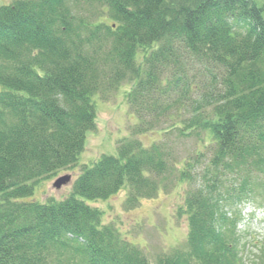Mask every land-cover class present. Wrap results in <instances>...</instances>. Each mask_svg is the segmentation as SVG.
Here are the masks:
<instances>
[{"label": "trees", "instance_id": "trees-1", "mask_svg": "<svg viewBox=\"0 0 264 264\" xmlns=\"http://www.w3.org/2000/svg\"><path fill=\"white\" fill-rule=\"evenodd\" d=\"M126 84L138 124L118 155L83 165L67 197L30 200L80 166L96 100ZM149 133L160 139L145 145ZM175 142L193 153L178 157ZM254 168L264 172V0L0 6V264H150L86 200L126 189L133 209L184 184L187 239L157 264H246L237 226Z\"/></svg>", "mask_w": 264, "mask_h": 264}, {"label": "rangeland", "instance_id": "rangeland-1", "mask_svg": "<svg viewBox=\"0 0 264 264\" xmlns=\"http://www.w3.org/2000/svg\"><path fill=\"white\" fill-rule=\"evenodd\" d=\"M12 1L0 0V6ZM130 90L131 86L126 84L107 100H96L97 129L87 134L85 150L79 159L80 166L72 170H62L57 177L42 180L30 200L42 202L50 198L59 200L67 197L83 165H91L103 155H118V142L131 138V129L138 124V118L130 111L127 101ZM141 139L145 145H150L160 137L149 133ZM177 149L178 157L183 158L193 153V143H187L186 146L178 144ZM196 173L202 174L198 168ZM255 173L260 178L259 186L256 185L255 194L253 193L250 200L240 206V221L237 226L240 254L246 264H261L264 261V172L254 168ZM66 175L71 176L70 183L56 189V180ZM235 176L244 177V172ZM186 190L187 185L184 184L170 192H160L155 198L142 200L141 204L133 209H126L124 206L126 189L107 200L86 202L100 208L104 212L105 223L114 225L123 237L140 246L147 253L150 264H157L159 254L170 252L184 244L187 239V215L178 214V207L184 202Z\"/></svg>", "mask_w": 264, "mask_h": 264}, {"label": "water", "instance_id": "water-1", "mask_svg": "<svg viewBox=\"0 0 264 264\" xmlns=\"http://www.w3.org/2000/svg\"><path fill=\"white\" fill-rule=\"evenodd\" d=\"M71 181V176L70 175H66L63 177H60L56 180L54 187L56 189H61L63 186L67 185L68 183H70Z\"/></svg>", "mask_w": 264, "mask_h": 264}]
</instances>
